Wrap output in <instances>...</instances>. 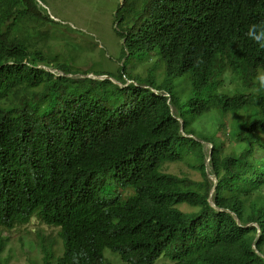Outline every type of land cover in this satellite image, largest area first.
Returning a JSON list of instances; mask_svg holds the SVG:
<instances>
[{
  "label": "trees",
  "instance_id": "obj_1",
  "mask_svg": "<svg viewBox=\"0 0 264 264\" xmlns=\"http://www.w3.org/2000/svg\"><path fill=\"white\" fill-rule=\"evenodd\" d=\"M112 2L120 63L84 71L38 46L41 25L56 22L37 0H0V229L34 215L57 227L63 250L50 260L41 240L42 264H108L105 248L131 264H264V89L255 80L264 48L246 36L264 27V0ZM151 51L164 61L159 82L122 61ZM231 70L240 75L233 96L216 82ZM207 111L213 128H193ZM205 142L211 199L223 210L208 202ZM181 160L198 179L162 169Z\"/></svg>",
  "mask_w": 264,
  "mask_h": 264
},
{
  "label": "rangeland",
  "instance_id": "obj_2",
  "mask_svg": "<svg viewBox=\"0 0 264 264\" xmlns=\"http://www.w3.org/2000/svg\"><path fill=\"white\" fill-rule=\"evenodd\" d=\"M38 3L43 6L41 0H38ZM44 3L47 13L57 20V23H45L40 27L46 33L42 42L38 43L44 54L56 56V61L65 63L72 69L110 71L117 68L120 63L117 57L121 39L112 31V14L115 6L112 0H44ZM66 24H69L72 29L68 28ZM101 48H105V50L103 51ZM159 55L157 52L151 51L146 55L128 56V61L126 58H123L122 61L127 64L128 70L133 75L146 77L150 74L152 80L159 82L162 76L161 70L164 68V61L160 59ZM54 72L58 74L56 70ZM96 76L98 79L106 77V75ZM177 78L183 79L185 74ZM225 78L227 81L217 91H230L234 75L227 72ZM175 81L178 84V80ZM129 82L131 80L126 79V83ZM119 84L122 85V83ZM111 99L112 92L101 100L103 103H109ZM191 113L189 112V114ZM216 120L214 112H203L193 118L192 127L206 130L210 128L211 130ZM230 123L231 118L228 116L225 119V126L229 127ZM217 135L223 137L221 132ZM162 169L178 175L185 174L192 179L199 178L198 172L185 164L183 160L165 163ZM112 190L119 191L121 196L124 195V191L116 187H113ZM180 208L187 209L184 205H180ZM0 236L5 240L3 251L0 253V264H42L43 251L41 247L43 243L41 240H44L49 253L53 251V255L50 253L48 257L50 260H53L58 254L60 255L63 250L57 227L44 224L36 215L32 216L27 223L17 224L8 230L0 229ZM103 256L104 261L108 264H129L123 261L117 252L107 248L103 250ZM161 258L155 264L170 262L165 257Z\"/></svg>",
  "mask_w": 264,
  "mask_h": 264
},
{
  "label": "clouds",
  "instance_id": "obj_3",
  "mask_svg": "<svg viewBox=\"0 0 264 264\" xmlns=\"http://www.w3.org/2000/svg\"><path fill=\"white\" fill-rule=\"evenodd\" d=\"M38 1V0H37ZM112 1H114V0H112ZM120 2H121V0H119ZM41 2H42V4H43V6H40V7H42L43 9H45L46 10V5H45V3H44V1H42L41 0ZM39 4V3H38ZM46 12H47V10H46ZM48 14V13H47ZM49 15V14H48ZM50 16V15H49ZM51 17V16H50ZM56 23H57V20H55L53 17H51ZM61 21V20H60ZM113 23H114V21H113ZM112 23V24H113ZM66 25H69V24H66ZM70 26V25H69ZM71 27V26H70ZM79 30L81 31V32H83V30L81 29V28H79ZM113 31V30H112ZM246 36H248L252 41H254L257 45H259V47L260 48H264V27H262L261 25H259V24H252V25H249L248 26V30H247V32H246ZM103 51L105 50V48H101ZM119 54V53H118ZM57 63H58V61H56ZM38 67L39 66H41V67H43L44 69H46V70H48L49 72H53L54 74H56L55 72H54V70H56L57 72H58V74L59 75H62L63 74V72L60 70V69H58V68H56V66L54 67V66H52V65H50V66H48V65H37ZM227 70V68H224V72ZM255 72H258V74H257V76L255 75V80H256V82H257V84L259 85V88H258V90L259 89H264V71H260V70H255ZM231 73H232V75H234V80H233V85L232 86H230V91H221L220 93H222V94H228V95H234V92H233V87L235 86V84L238 82V80H239V78H240V75L238 74V73H236V72H234V71H232L231 70ZM89 74H91V75H89ZM226 74L227 73H225L224 74V76L221 78V79H218V78H216V82H226L227 81V79L225 78V76H226ZM78 75H80V74H78ZM84 76V75H83ZM86 76H88V77H91V78H96L97 76L96 75H93L92 73H88ZM105 76V75H104ZM106 77H108V78H110L109 76H107L106 75ZM105 77V78H106ZM131 79H128V81H130ZM112 81H114V80H112ZM133 80H131V82H132ZM231 81H232V79H231ZM131 82H129V83H131ZM156 92V91H155ZM203 93H205L206 95L208 94V93H211V94H215V96H216V89H212L211 87H207L206 89H204L203 91H202ZM165 95L166 96H168V94L167 93H165ZM207 112H214L215 113V115H216V111H207ZM239 112H243L242 110H239ZM243 115H248V114H243ZM231 117L229 114H227V117ZM216 117H217V115H216ZM177 119L179 120V122H180V127H182L181 125L183 124V123H181V120H180V117H177ZM217 120H218V117H217ZM216 120V121H217ZM215 121V122H216ZM262 123H264V119L261 121V123H260V125L262 124ZM194 128V127H193ZM263 129V128H262ZM206 130V129H205ZM181 132L184 134V135H186V136H189V137H194V135H192V134H190V133H188V134H186V133H184L183 132V127H182V130H181ZM225 132H226V130H225ZM263 132H264V129H263ZM223 134V133H222ZM224 135H225V140L227 141V137H226V133H224ZM194 138H196V137H194ZM234 142V141H233ZM204 145H205V147H206V149H207V145H209L208 146V155H207V157H206V160H205V164H206V172H207V174H208V177L211 179V181H212V187H211V189H210V193H209V196H208V202H209V204H210V206H212V207H214L215 209H218V210H223L222 208H218L216 205H215V203H214V201H213V199L212 200H210L209 199V197H212L213 198V190H214V186H215V184H216V178L213 180V178L211 177V174L209 173V167H208V162H209V159H210V155H211V152H210V154H209V150L211 149V147H213V145L210 143V142H205L204 143ZM168 163V162H167ZM168 172V171H167ZM171 173V172H170ZM183 205V204H182ZM190 210H192V208L190 209ZM181 211H183L184 212V210H181ZM227 211V210H226ZM236 221H237V223L239 224V225H241L240 224V221L236 218ZM248 225H255V226H257L255 223H249ZM248 225H246V226H248ZM53 227H55V226H53ZM258 227V226H257ZM259 233V230H257V234ZM252 247L254 248V250L256 251V252H258V250H257V248H256V246H255V244L253 243L252 244ZM160 259H162L161 257L158 259V260H160ZM157 260V261H158ZM156 261V262H157ZM155 262V263H156ZM154 263V264H155ZM129 264H131V263H129ZM168 264H170V262L168 263Z\"/></svg>",
  "mask_w": 264,
  "mask_h": 264
},
{
  "label": "bare ground",
  "instance_id": "obj_4",
  "mask_svg": "<svg viewBox=\"0 0 264 264\" xmlns=\"http://www.w3.org/2000/svg\"><path fill=\"white\" fill-rule=\"evenodd\" d=\"M238 81H239V80H238ZM180 120H181V123H182V119H181V118H180ZM211 151H212V147H211ZM211 177L213 178V180L215 179L214 176H211ZM209 199L212 200L211 197H209Z\"/></svg>",
  "mask_w": 264,
  "mask_h": 264
},
{
  "label": "water",
  "instance_id": "obj_5",
  "mask_svg": "<svg viewBox=\"0 0 264 264\" xmlns=\"http://www.w3.org/2000/svg\"><path fill=\"white\" fill-rule=\"evenodd\" d=\"M180 129L182 130V127H180ZM210 152H211V149L209 150V154H210Z\"/></svg>",
  "mask_w": 264,
  "mask_h": 264
}]
</instances>
